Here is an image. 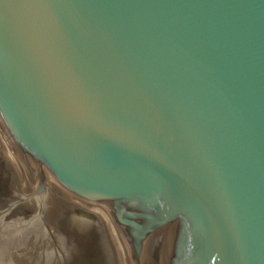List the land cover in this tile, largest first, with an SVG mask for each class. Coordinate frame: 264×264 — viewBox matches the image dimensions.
<instances>
[{"label":"water","instance_id":"water-1","mask_svg":"<svg viewBox=\"0 0 264 264\" xmlns=\"http://www.w3.org/2000/svg\"><path fill=\"white\" fill-rule=\"evenodd\" d=\"M0 264H264V0H0Z\"/></svg>","mask_w":264,"mask_h":264}]
</instances>
